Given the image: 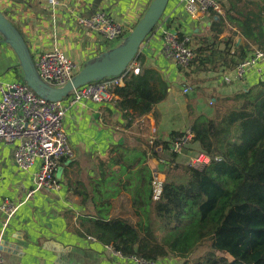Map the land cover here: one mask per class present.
I'll return each instance as SVG.
<instances>
[{
  "label": "crops",
  "instance_id": "obj_1",
  "mask_svg": "<svg viewBox=\"0 0 264 264\" xmlns=\"http://www.w3.org/2000/svg\"><path fill=\"white\" fill-rule=\"evenodd\" d=\"M151 1L58 0V5L51 7L47 0H0V11L20 32L32 56L55 48L81 66L111 45L80 27L79 16L107 10L118 20L133 23L142 17ZM236 8L244 12L254 10L244 3ZM162 17L142 43L139 60L132 64L140 71L151 69L159 74L166 85L165 99L154 107V112L131 123L123 119L114 106L117 96L102 103L86 101L68 108L63 127L73 157L59 162L56 176L60 187L57 190H39L28 197L33 186V170L17 169L13 159L15 144L0 142V206L4 203L16 206L8 220L0 209L3 264H125L124 259L115 257L84 233L82 224L87 214L92 213L88 211L91 201L100 204L102 199L106 200L97 192L106 187H119V193L108 199L110 213L130 216L131 195L123 188L127 184L124 170H134L143 164L149 172L162 171V164L149 153L144 163L139 162L143 149H148L153 141L168 140L171 132L188 129L189 120L195 114H205L212 101L232 96L262 78L264 62L257 66L262 72L260 76L253 67L242 81L235 77L234 69L224 65L225 56L231 58L230 54L234 53L232 43L243 47L247 54L256 48L234 35L233 24L225 22L211 46L212 35L219 29L209 34L206 44L202 37L210 23L217 21L216 15L207 12L194 19L183 11L180 0H169ZM166 30L189 36L193 52L202 49L198 73L193 70L194 66L188 71L178 69L164 54L162 32ZM228 38L232 43H225ZM21 76L15 54L0 37V88L5 83L22 80ZM185 89H188L186 93ZM120 204L123 210L116 212ZM156 264H174V261L167 258Z\"/></svg>",
  "mask_w": 264,
  "mask_h": 264
},
{
  "label": "trees",
  "instance_id": "obj_2",
  "mask_svg": "<svg viewBox=\"0 0 264 264\" xmlns=\"http://www.w3.org/2000/svg\"><path fill=\"white\" fill-rule=\"evenodd\" d=\"M218 3L223 14L208 11L218 19L202 37L204 44L219 29L212 35V46L228 22L235 26V36L264 52V0ZM240 3L250 4L254 10L236 8ZM232 48V57L225 56L223 61L229 69L248 55L241 46L232 43ZM194 52L189 67L194 66L198 73L202 49ZM138 60L137 54L133 62ZM121 77L123 85L114 90L118 99L113 104L130 123L154 112L166 97V85L154 70L144 69L136 75L125 72ZM211 105L205 114L189 120L187 128L193 136L180 154L170 148L181 132H171L168 140L153 141L143 149L140 163L146 153L163 160L165 181L160 200L151 198V174L143 164L125 169L127 184L123 188L131 195L129 213L133 216L110 213L108 199L120 188L106 187L97 192L106 200L100 204L91 201L92 213L82 224L85 235L111 246L124 258L136 256L152 263L172 258L177 264H264V74L249 88ZM198 153L210 158L201 170L189 166V158ZM201 246H206V252L190 260Z\"/></svg>",
  "mask_w": 264,
  "mask_h": 264
},
{
  "label": "built area",
  "instance_id": "obj_3",
  "mask_svg": "<svg viewBox=\"0 0 264 264\" xmlns=\"http://www.w3.org/2000/svg\"><path fill=\"white\" fill-rule=\"evenodd\" d=\"M183 11L191 18H199L209 10L222 15V8L217 0H180ZM51 7L58 5V0H47ZM136 22L118 20L107 10L96 11L89 16H79L77 24L109 43L123 39L135 26ZM164 54L171 58L178 69L188 71L194 59L190 47V37L178 32L166 30L162 32ZM31 58L40 79L51 87H62L75 74L77 64L68 59L58 49L43 51ZM264 62V52L260 49L251 50L246 58L234 68L235 77L242 81L249 69L256 67L258 75L262 72L258 64ZM127 72L139 74V67L131 64ZM123 78L110 77L87 84L72 90L61 101H49L37 96L22 80L5 83L0 88V142L15 144L14 164L21 171L33 170L32 188L27 196H32L39 190L55 191L60 185L56 176L61 159L73 157L67 135L63 127L66 110L76 104L86 101L102 103L115 97L114 90L122 86ZM188 89L184 90L186 93ZM189 129L183 130L181 136L175 138L170 148L171 152L180 154L185 144L191 140ZM210 162L208 155L198 153L189 158V166L201 170ZM163 164V160L158 159ZM151 198L159 201L165 175L161 170L152 169ZM0 209L8 220L15 212L16 206L4 203ZM95 240L94 238H90ZM115 257L125 260V264H156L143 258L130 256L124 258L121 252L111 246H105ZM0 264H3L0 252Z\"/></svg>",
  "mask_w": 264,
  "mask_h": 264
},
{
  "label": "water",
  "instance_id": "obj_4",
  "mask_svg": "<svg viewBox=\"0 0 264 264\" xmlns=\"http://www.w3.org/2000/svg\"><path fill=\"white\" fill-rule=\"evenodd\" d=\"M219 1V0H217ZM169 0H152L142 17L121 43L89 60L62 87H51L38 76L28 46L17 28L0 11L2 43L15 54L22 73V81L37 96L49 101H61L72 90L110 77L122 76L133 63L144 40L158 25Z\"/></svg>",
  "mask_w": 264,
  "mask_h": 264
},
{
  "label": "rangeland",
  "instance_id": "obj_5",
  "mask_svg": "<svg viewBox=\"0 0 264 264\" xmlns=\"http://www.w3.org/2000/svg\"><path fill=\"white\" fill-rule=\"evenodd\" d=\"M144 14V13H143ZM114 17H115V15H114ZM121 43V39H116V40H114V41H111V42H109V45H111V47L110 48H113L114 46H116L117 44H120ZM9 47V46H8ZM10 48V47H9ZM83 66L84 65H81V66H78L77 65V69L76 70H74L73 71V74H75L78 70H80L81 68H83ZM81 67V68H80ZM22 77V76H21ZM210 106H212V105H210ZM124 206V205H123ZM88 211H91L90 209H91V207L90 206H88ZM125 208V207H124ZM118 208H116V209H114V210H117ZM129 209H130V207H129ZM128 209V210H129ZM121 210H123V208H120L119 207V209L116 211V212H120ZM130 214V216H133L131 213H129ZM206 250H207V248H206V246H201L191 257H190V260H192V259H195V258H197V257H199V256H201V255H203L205 252H206ZM169 259H171V260H173L174 261V264H177V263H179V261L178 260H176V259H172V258H169Z\"/></svg>",
  "mask_w": 264,
  "mask_h": 264
}]
</instances>
